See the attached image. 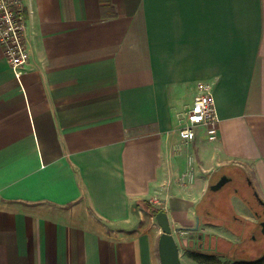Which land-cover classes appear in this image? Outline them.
<instances>
[{"label": "crops", "instance_id": "0c3cea01", "mask_svg": "<svg viewBox=\"0 0 264 264\" xmlns=\"http://www.w3.org/2000/svg\"><path fill=\"white\" fill-rule=\"evenodd\" d=\"M22 3L19 80L0 47V264H160L142 202L172 229L198 218L200 246L222 238L201 206L232 181L215 179L223 170L264 200V0ZM200 82L213 86L218 139L197 129L179 150L177 115ZM231 196L233 215L259 224Z\"/></svg>", "mask_w": 264, "mask_h": 264}, {"label": "rangeland", "instance_id": "374dc122", "mask_svg": "<svg viewBox=\"0 0 264 264\" xmlns=\"http://www.w3.org/2000/svg\"><path fill=\"white\" fill-rule=\"evenodd\" d=\"M221 174H226L232 178V181L225 184L219 191L213 192L210 195L208 194L201 206V210L205 211L207 209L213 212L207 218V222L213 225H220L217 231L224 237L221 238L218 235H214L208 236L207 238L204 237V239L200 238L202 240L200 246L198 236L201 233L197 231H189L185 234H183V231L173 233L178 245L180 259L182 260L187 259L186 250L197 249L198 247L199 251L204 254L219 256L222 262H250L264 257V234L260 227V224L264 222L262 206L254 195V191L248 185L249 183L246 181V177L241 172L223 170L215 175V179ZM234 193L238 195L237 197L245 205L248 207L252 206L257 210L259 218L256 219L259 221V224L248 219L243 220L242 218L238 219L237 217H233L235 212L231 209L233 200L231 195H234ZM262 201L264 202V200ZM155 230L156 233L159 232L157 228ZM210 231L214 230L212 229ZM229 233L234 237L225 238ZM182 264H185V262H182ZM191 264L197 263L192 261Z\"/></svg>", "mask_w": 264, "mask_h": 264}, {"label": "built area", "instance_id": "2783aa9c", "mask_svg": "<svg viewBox=\"0 0 264 264\" xmlns=\"http://www.w3.org/2000/svg\"><path fill=\"white\" fill-rule=\"evenodd\" d=\"M26 11L22 0H0V47L4 57L19 80L21 70L29 62V49L26 42ZM180 150L196 137V130L203 129L209 142L217 141L219 118L213 96V86L200 82L191 105L177 115ZM192 158H188V169L178 175L177 181L185 186L192 184L194 173L191 167Z\"/></svg>", "mask_w": 264, "mask_h": 264}, {"label": "water", "instance_id": "95a60500", "mask_svg": "<svg viewBox=\"0 0 264 264\" xmlns=\"http://www.w3.org/2000/svg\"><path fill=\"white\" fill-rule=\"evenodd\" d=\"M229 179L226 176H222L214 185L210 186L211 192L220 190ZM259 204L263 208L264 213V202L256 196ZM156 224L160 229V235L157 243V252L160 260V264H181L178 245L173 236V233L183 231L182 228L172 229L167 214L164 211H159L154 217ZM198 218L196 219L195 226L189 228L186 231L195 232L198 230ZM261 231L264 234V222L260 224Z\"/></svg>", "mask_w": 264, "mask_h": 264}, {"label": "trees", "instance_id": "16d2710c", "mask_svg": "<svg viewBox=\"0 0 264 264\" xmlns=\"http://www.w3.org/2000/svg\"><path fill=\"white\" fill-rule=\"evenodd\" d=\"M213 192L210 191V189L208 188V190L206 191V195L208 194H212ZM144 208L148 211V213L152 216L155 217V215L159 212L162 211L161 209L158 208H154L152 206H150L148 203L146 202H142ZM213 213L212 211H207V215L205 214V216L210 217ZM233 217H237L236 215H233ZM239 219V218H238ZM187 251V256L192 259L193 261L197 262L198 264H264V257L254 260V261H250V262H246V261H234V262H224L221 263L220 260H218L219 256H215V255H208V254H204L201 251H199V248L197 249H192V250H186Z\"/></svg>", "mask_w": 264, "mask_h": 264}, {"label": "flooded vegetation", "instance_id": "af4514ba", "mask_svg": "<svg viewBox=\"0 0 264 264\" xmlns=\"http://www.w3.org/2000/svg\"><path fill=\"white\" fill-rule=\"evenodd\" d=\"M184 231H185V232H189V231L183 230V232H184Z\"/></svg>", "mask_w": 264, "mask_h": 264}]
</instances>
